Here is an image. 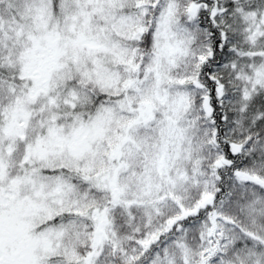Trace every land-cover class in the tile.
Listing matches in <instances>:
<instances>
[{"label": "snow or ice", "instance_id": "6c2138e0", "mask_svg": "<svg viewBox=\"0 0 264 264\" xmlns=\"http://www.w3.org/2000/svg\"><path fill=\"white\" fill-rule=\"evenodd\" d=\"M0 264H264V0H0Z\"/></svg>", "mask_w": 264, "mask_h": 264}]
</instances>
